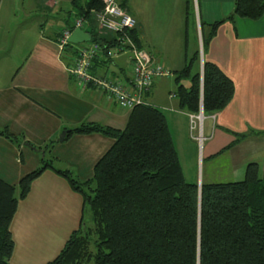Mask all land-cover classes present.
<instances>
[{"label":"crops","instance_id":"crops-1","mask_svg":"<svg viewBox=\"0 0 264 264\" xmlns=\"http://www.w3.org/2000/svg\"><path fill=\"white\" fill-rule=\"evenodd\" d=\"M42 1L45 6L53 7L61 0ZM64 1L70 3V0ZM117 2L134 20L133 37L136 44L171 77L183 66L185 54L198 49L197 42L200 48L198 21L204 24L219 23L205 47L203 59L214 64L231 81L232 95L223 109L203 117L207 123L200 128L205 142L201 148L206 154L201 153V160L210 162L217 156H224L228 159L230 172L237 174V181L241 179L246 164L256 163L262 167L264 13L257 20L238 17L229 20L227 17L233 10L234 0ZM186 2L193 14L195 28L185 27ZM66 22L62 18V28ZM58 32L53 30L46 38L54 42ZM46 38L40 36L39 42L28 45L22 52L29 49L25 58L15 57L12 63L0 64V129H6L21 139L14 144L0 137V179L9 184H16L19 178L36 169L42 155L50 156L54 164L60 165L55 167L52 164L54 168L62 166L70 170L77 180H87L94 163L111 146L112 139L91 133L72 135L58 142V134L82 123L122 129L127 118L128 111L120 113L116 110L117 105L108 97L92 88H76L66 72V64L60 61L55 51L56 47L48 44ZM70 44L77 48L84 43ZM98 66L96 63L94 67L97 72L105 69L117 77L128 74L125 54L117 55L102 67ZM165 84L163 77L153 82L145 95V102L162 112L177 109L171 112L172 119L165 118L174 146L170 124L180 127L181 133L178 131L175 139L182 142L186 139L184 131L189 114L178 111L174 92L167 89ZM226 134L229 136L227 141L222 138ZM49 141L53 143L48 153L42 151L40 154L38 149L32 150ZM192 144L186 139L185 152L191 159L195 158L196 153V147ZM228 145L231 146L223 150ZM81 209L80 196L71 191L62 178L50 170H44L31 182L27 195L18 202L10 222L13 241L10 264H46L52 260L70 233L78 227Z\"/></svg>","mask_w":264,"mask_h":264},{"label":"trees","instance_id":"trees-1","mask_svg":"<svg viewBox=\"0 0 264 264\" xmlns=\"http://www.w3.org/2000/svg\"><path fill=\"white\" fill-rule=\"evenodd\" d=\"M70 5L75 10L73 19L89 22L90 11L100 9L98 0H71ZM189 9L186 2L185 27L195 28ZM263 13L264 0H234L227 19L257 20ZM218 25L198 21L201 53ZM91 27V40L113 45L112 36L94 32L93 21ZM133 35L132 29L130 37L139 48ZM198 57V49L185 54L173 80L177 84L186 78L188 86L177 84L173 96L177 108L188 114L198 113L201 100L202 116H208L230 101L232 83L205 60L200 74ZM96 63L102 67L109 61L94 59L92 73L97 72ZM91 133L113 142L94 163L87 180L79 181L69 170L54 168L48 155H42L40 165L16 184L0 179V264H10L13 241L9 226L17 204L44 170L62 178L82 201L78 227L46 264H264V159L261 168L246 164L241 180L199 183L198 191V185L183 177L160 109L148 103L137 105L128 111L122 129L82 123L67 129L64 140ZM0 137L14 144L21 141L6 129H0ZM52 143L36 149L48 153ZM89 242L92 253L86 249Z\"/></svg>","mask_w":264,"mask_h":264},{"label":"built area","instance_id":"built-area-1","mask_svg":"<svg viewBox=\"0 0 264 264\" xmlns=\"http://www.w3.org/2000/svg\"><path fill=\"white\" fill-rule=\"evenodd\" d=\"M98 1L100 9L90 11L94 32L112 36L114 40L111 47H106L99 40H91L88 31H91L92 27L82 18H75L70 27L62 28L54 43L60 57L68 63L66 72L76 88H92L108 97L118 107L129 111L137 105L145 104V95L152 83L162 77H169L170 73L145 50L133 43L130 30L134 27V20L119 6L117 0ZM74 29L87 33L89 41L73 49L67 39ZM124 53L128 67L126 76L117 77L107 70L91 72L94 59L109 61ZM203 117L200 110L197 114H189L191 128H196V120L200 123ZM203 139L200 131L198 136L193 137L198 145Z\"/></svg>","mask_w":264,"mask_h":264},{"label":"rangeland","instance_id":"rangeland-1","mask_svg":"<svg viewBox=\"0 0 264 264\" xmlns=\"http://www.w3.org/2000/svg\"><path fill=\"white\" fill-rule=\"evenodd\" d=\"M42 2V0H1L0 64H4L5 62L12 63L15 57L17 59L25 58L29 49L23 54L22 52L28 45H34L35 43L39 42L38 39L40 38V36L46 38L50 33H52L53 30H60L62 28V18H65L67 21L70 20V22L72 21L75 10L72 8L70 3H68V1L61 0L59 3H55L53 7H47ZM85 20L90 26H92V23H90L87 19ZM45 41H47L48 44L54 46V48L56 47L55 44H52L54 42L50 41L49 38H46ZM197 47L199 49L197 66L198 70L200 71L201 61L204 59L203 53H201V49L198 46V42ZM55 51L59 54L56 48ZM59 58L60 61H62V63L64 64L65 60L63 61V58L61 59L60 55ZM163 81L166 82L165 87L171 92L175 91L177 84H182L183 86L188 85V80L186 78L180 79L177 84L174 82L173 77L171 76L163 77ZM172 101H175V99ZM116 107V110H119L120 113H126L125 109H119L118 106ZM170 110L171 112L177 111V109L173 108H170ZM178 111L181 110L178 109ZM171 112L163 111L164 117L167 120L173 118ZM179 118L183 119L182 117ZM205 121L206 120L204 118L201 119L200 123H198V120H196V128L192 129L187 116L184 134L186 139L188 140V143L190 145H193V142L196 147V153L194 155L195 158L193 159H191V156H189L185 152L186 139L182 140V142L178 141V139H175V134L178 131L181 133V131L179 130L180 127L170 124V131L172 132V136H174V146L176 147L175 149L178 153V159L185 181L194 183L196 185H198L199 183L205 184L237 181V174L235 173L234 175L232 172H230V170L228 169V159L224 156H217L214 159H211L210 162L204 159L201 160V153L203 152L204 154H206V151L204 149L202 151L201 148L205 142L202 141V145L198 146V143L193 140V137L198 136L199 131L201 132L200 128L202 124L204 127L206 126L207 122ZM228 137V134L222 136V138L226 141L229 139ZM218 141L219 140H217V142ZM227 143L228 142H226L225 144ZM49 159H51L52 164H54L55 161L52 158ZM54 166L59 167L60 165H57L55 163ZM59 169L66 168L61 166ZM70 173L73 175L71 171ZM85 224L89 225L87 220H85ZM86 249H88L92 253V245L90 242L88 243Z\"/></svg>","mask_w":264,"mask_h":264},{"label":"water","instance_id":"water-1","mask_svg":"<svg viewBox=\"0 0 264 264\" xmlns=\"http://www.w3.org/2000/svg\"><path fill=\"white\" fill-rule=\"evenodd\" d=\"M67 41H68L69 43H72V44H77V43H81V42H82V43H85V42H88V41H89V35H88L87 33L83 32V31L79 30V29H74V30L70 33V35H69ZM199 73L201 74V66H200V71H199ZM199 110H200V112L202 111V110H201V100H200V103H199ZM66 132H67V129H66V130H62V131L58 134V136H57V141H58V142H62V141H63V139H64V137H65V135H66ZM26 146H27V145H26ZM27 147H29V146H27ZM29 148H30V147H29ZM31 149H32V148H31ZM33 150H35V149H33ZM40 153H42V152H40ZM197 189H198V191H199V185H198Z\"/></svg>","mask_w":264,"mask_h":264}]
</instances>
